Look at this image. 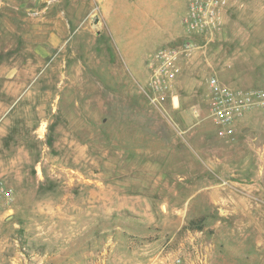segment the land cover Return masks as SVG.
<instances>
[{"label": "rangeland", "instance_id": "1", "mask_svg": "<svg viewBox=\"0 0 264 264\" xmlns=\"http://www.w3.org/2000/svg\"><path fill=\"white\" fill-rule=\"evenodd\" d=\"M190 0H0V264H264V0L189 31ZM191 40L153 103L149 61Z\"/></svg>", "mask_w": 264, "mask_h": 264}, {"label": "built area", "instance_id": "2", "mask_svg": "<svg viewBox=\"0 0 264 264\" xmlns=\"http://www.w3.org/2000/svg\"><path fill=\"white\" fill-rule=\"evenodd\" d=\"M228 0H190L185 18L189 31L199 34L205 29H218ZM194 50L191 40L178 46L158 49L149 61L151 93L153 103L165 100L164 87L177 72L180 58L189 57ZM209 117L218 128V135L226 136L236 117L246 111L258 110L264 116V90L241 91L224 85L216 76L208 78ZM14 189L0 176V212L11 211ZM147 264H157L153 259Z\"/></svg>", "mask_w": 264, "mask_h": 264}]
</instances>
